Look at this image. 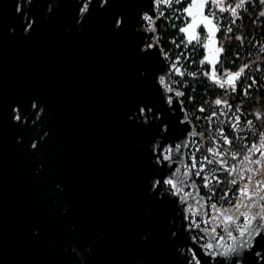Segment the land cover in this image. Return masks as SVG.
Wrapping results in <instances>:
<instances>
[{
  "label": "snow or ice",
  "instance_id": "1",
  "mask_svg": "<svg viewBox=\"0 0 264 264\" xmlns=\"http://www.w3.org/2000/svg\"><path fill=\"white\" fill-rule=\"evenodd\" d=\"M250 2L255 0H47L43 6L46 11L37 15L34 0H16L11 22L5 21L0 30V41L5 43L33 41L42 22H54L65 7L71 8V28L77 31L88 25L94 11L120 9L108 17L107 31L115 39L126 34L138 38L134 53L146 63L135 69V79L151 77L161 105H166L157 107L151 100H141L124 112V123L155 129L144 150L143 164L151 171L143 177L142 188L151 202L146 215H151L153 208L167 215L159 240L151 229L136 234L133 225H119L113 219L104 220V227L93 233L101 221L91 213L76 214L73 203L59 199L68 191L69 179L57 174L51 182L55 193L52 203L62 211L55 228L59 237L71 239V243L48 246L45 259L12 264H264V102L252 95V89L259 90L261 84L255 76L247 75L249 63L235 69L224 66L235 65L240 59L239 51L231 60L225 57L233 38L243 47L245 37L233 26L243 20ZM258 6L262 9L258 18L264 23V0H258ZM128 8L135 9L134 17ZM159 22L165 24L163 30ZM251 23L256 24V19ZM169 26L176 33L169 37V43L177 53L166 50L162 43V31ZM31 62V57L27 58L26 63ZM152 65H156L154 70ZM200 77L214 87L204 89L205 99L195 108L202 115L193 119L206 120L211 126L213 119L224 117L214 129L218 135L205 137V133L193 130L188 115H179L186 112L182 97L187 95L191 104L196 100V86L189 88L187 78L196 81ZM184 88L189 92L181 90ZM208 91L219 94L208 98ZM233 99L237 100L235 105ZM172 114H176V128L183 125V139L175 143ZM49 119V105L39 93L5 101V125L31 130L27 140L17 135L15 144L37 157L32 175L41 179L47 175L45 149L53 134ZM242 126L252 132L253 139L250 143L245 139L238 147L236 142L242 138L237 134ZM194 136L206 138L209 146L194 142L191 154L186 155L181 150L193 143ZM177 163L181 167H176ZM201 188L206 190L203 198ZM187 189L196 191L195 198ZM193 199L194 204L190 202ZM69 218L65 229L62 221ZM52 227L49 215L32 212L20 225L21 240L27 246L39 247ZM6 250V225L0 221V251Z\"/></svg>",
  "mask_w": 264,
  "mask_h": 264
},
{
  "label": "water",
  "instance_id": "2",
  "mask_svg": "<svg viewBox=\"0 0 264 264\" xmlns=\"http://www.w3.org/2000/svg\"><path fill=\"white\" fill-rule=\"evenodd\" d=\"M34 2L37 15L46 11L47 0ZM15 3L0 0V30L5 21L11 22ZM117 10L94 11L88 25L77 31L71 28V8L65 7L54 22H42L33 41H0V221L7 230V250L0 251V264L45 259L48 246L71 243L59 237L55 228L62 211L52 203L51 182L57 174L69 179L68 191L59 199L73 203L76 214L91 213L101 221L93 233L104 227V220L113 219L119 225H133L136 234L151 229L158 240L162 238L167 213L153 208L146 215L151 202L142 188L143 177L151 171L143 164L144 150L155 129L127 126L124 112L141 100L166 105H161L151 77L135 79V69L146 63L134 53L138 38L126 34L115 39L108 33L107 19ZM127 11L135 16L134 8ZM29 57L30 64L26 63ZM30 92L46 99L48 127L53 129L45 149L47 175L42 179L32 175L37 157L15 144L17 135L27 140L31 130L13 129L3 120L5 101ZM185 114L199 132L187 109L179 113ZM172 115L175 143L183 139V125L177 129L176 114ZM181 151L187 155L186 147ZM32 212L49 215L53 222L45 242L35 248L23 244L19 230L23 218ZM70 219L62 221L65 229Z\"/></svg>",
  "mask_w": 264,
  "mask_h": 264
},
{
  "label": "built area",
  "instance_id": "3",
  "mask_svg": "<svg viewBox=\"0 0 264 264\" xmlns=\"http://www.w3.org/2000/svg\"><path fill=\"white\" fill-rule=\"evenodd\" d=\"M229 2H231V0H229ZM262 10L261 7L258 6V0H255V3H251L249 7L247 8V10L244 12L243 14V20L242 21H238L237 25H234V30L235 29H239L237 34H241L245 37V41L243 44V47H241L240 43L235 41V39L233 38L231 45H229V55L227 57H225V60H231L232 59V54L235 51H239L241 53L240 59L237 60L235 65H231L228 63H225L224 66L225 67H232L233 69H235L236 67H238L240 64L242 63H249V68L247 69V75L248 76H255L260 82H262V78H258V76L255 74V71H257V68H260L259 71H264V23H262V21L258 18V12ZM252 19H256V24H252L254 26L253 30L250 31H246V25L251 22ZM176 23H179L178 21H174ZM163 23V22H161ZM225 23H227V21H225ZM242 25V26H241ZM176 35V33H175ZM249 41H251V43H249ZM234 43H236V45H234ZM166 50H171V52L173 53H177L178 50L175 49V47L173 45H171L169 43L168 40V46L165 47ZM249 52L251 53L249 55ZM197 59L199 58V56L196 57ZM183 64V61L181 62ZM190 70H194L192 69V66H188ZM174 79H176V77H173ZM188 79V84H189V88H191L190 85V80H192L191 78H187ZM264 79V76H263ZM196 81H200L203 82L204 84L207 85L208 88H213L214 86L210 84V82H207L203 79V77L198 78ZM248 81L245 80V83H247ZM196 86V84L194 85ZM193 87V86H192ZM189 88H184L181 89L182 91H185L186 93L189 92ZM264 87H260V89ZM255 90H257L255 87L252 89V95L255 96ZM216 92V91H215ZM218 93V92H217ZM219 94V93H218ZM208 98H212L211 95H207ZM182 99L185 101V108L188 110L192 120L198 123H202L204 125H206V127L203 129L202 133H205V137L207 136H211V135H218V133H215L214 129L219 125V121L223 120L224 117H219L217 119H213L211 126L208 125L206 120H194L193 117L197 116V115H202L199 114L195 111L196 106H193V104L189 103L187 100V95H185L184 97H182ZM203 101L205 99V97L202 98ZM202 101V102H203ZM232 103L235 105L237 103L236 99L232 100ZM200 104V103H199ZM247 106V105H246ZM206 108H208V105H205ZM253 109L249 108V111H251ZM251 118V117H249ZM196 125V124H195ZM198 129V128H197ZM199 132H201L198 129ZM238 136H240L242 139L238 140L237 146L238 147H242L243 146V141L246 139L249 143L252 141L253 139V134L252 132H250L248 129L243 128V126L241 127V131L237 134ZM192 141L193 143H189L188 147H186L187 149V155L191 154V151L193 149V144L194 142H199L202 146L207 147L209 146L208 144V140L206 138H202L199 136H194L192 137ZM242 159L241 157H237V164L239 163V161ZM229 162H233L231 161V158L229 157ZM222 178H223V174ZM197 183H201L199 180L197 181ZM188 191H191L193 194V198H195L196 196V191L194 189H187ZM206 194V190H204L203 188L200 189V196L201 198H203V196ZM218 199V197H217ZM191 203H195V200L193 199L192 201H190Z\"/></svg>",
  "mask_w": 264,
  "mask_h": 264
},
{
  "label": "trees",
  "instance_id": "4",
  "mask_svg": "<svg viewBox=\"0 0 264 264\" xmlns=\"http://www.w3.org/2000/svg\"><path fill=\"white\" fill-rule=\"evenodd\" d=\"M159 28L161 30H163L165 28V24L159 22ZM253 29H254V26L252 25L251 22H249L246 25V29L245 30L246 31H250V30H253ZM162 35H163V41H162V43H163V46L165 48L166 46H168L169 37L174 36L175 35V31L173 29H171V27L169 26L166 31H162ZM234 45H236V43H234ZM189 82H190L191 87L196 84V91H195L196 100H195V103L193 104V106L199 105V103H202V101H203L202 98L205 97L204 89H206L208 87H207L206 84H204L203 82H200V81L190 80ZM255 93H256L255 97H256L257 101L264 102V89L261 88L259 90H255ZM206 95H211L212 97H215L216 95H218V93L215 92V91H208L206 93ZM248 103L250 104V103H252V101H249ZM256 107L259 108L260 107V104L257 103L256 104ZM195 124H196V127L201 132H203V129L206 127V125H204L202 123H198L196 121H195Z\"/></svg>",
  "mask_w": 264,
  "mask_h": 264
},
{
  "label": "rangeland",
  "instance_id": "5",
  "mask_svg": "<svg viewBox=\"0 0 264 264\" xmlns=\"http://www.w3.org/2000/svg\"><path fill=\"white\" fill-rule=\"evenodd\" d=\"M255 74L258 76V78H262V82H260L261 86L264 87V79H263V76H264V71H255Z\"/></svg>",
  "mask_w": 264,
  "mask_h": 264
}]
</instances>
